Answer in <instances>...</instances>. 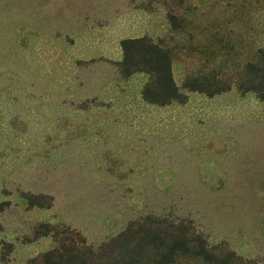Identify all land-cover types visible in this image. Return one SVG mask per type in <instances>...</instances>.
Here are the masks:
<instances>
[{
	"label": "rangeland",
	"instance_id": "374dc122",
	"mask_svg": "<svg viewBox=\"0 0 264 264\" xmlns=\"http://www.w3.org/2000/svg\"><path fill=\"white\" fill-rule=\"evenodd\" d=\"M140 36L170 49L179 87L213 71L230 89L144 101L147 75L118 66ZM263 52L264 0H0V264L98 249L148 216L264 264V100L238 89Z\"/></svg>",
	"mask_w": 264,
	"mask_h": 264
},
{
	"label": "trees",
	"instance_id": "16d2710c",
	"mask_svg": "<svg viewBox=\"0 0 264 264\" xmlns=\"http://www.w3.org/2000/svg\"><path fill=\"white\" fill-rule=\"evenodd\" d=\"M120 46V72L126 77L134 73L147 75L141 97L148 103L163 106L172 101L184 102L186 94L182 88L209 97L230 89V84L213 71L190 75L182 88L179 87L173 77L170 49L149 36L124 38ZM262 54L260 60L245 63L238 89L252 91L264 100V52ZM190 226L184 221L148 216L141 224L127 227L98 249L80 237V247H62L64 252L60 253L53 249L44 257L46 264H259L232 250L210 245L198 230Z\"/></svg>",
	"mask_w": 264,
	"mask_h": 264
}]
</instances>
